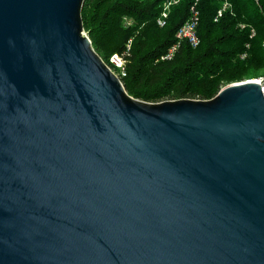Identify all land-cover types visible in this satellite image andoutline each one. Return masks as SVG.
Masks as SVG:
<instances>
[{
	"label": "water",
	"instance_id": "water-1",
	"mask_svg": "<svg viewBox=\"0 0 264 264\" xmlns=\"http://www.w3.org/2000/svg\"><path fill=\"white\" fill-rule=\"evenodd\" d=\"M85 0H0V264H264V92L130 96Z\"/></svg>",
	"mask_w": 264,
	"mask_h": 264
},
{
	"label": "trees",
	"instance_id": "trees-1",
	"mask_svg": "<svg viewBox=\"0 0 264 264\" xmlns=\"http://www.w3.org/2000/svg\"><path fill=\"white\" fill-rule=\"evenodd\" d=\"M167 1L85 0L84 30L105 63L113 54L125 57L122 83L130 96L151 103L210 100L223 87L264 77V0H178L160 27ZM193 8L199 46L185 42L172 60H162Z\"/></svg>",
	"mask_w": 264,
	"mask_h": 264
},
{
	"label": "built area",
	"instance_id": "built-area-1",
	"mask_svg": "<svg viewBox=\"0 0 264 264\" xmlns=\"http://www.w3.org/2000/svg\"><path fill=\"white\" fill-rule=\"evenodd\" d=\"M199 0H195L197 3ZM178 3V0H168L165 4L164 11L160 18L158 19V25L160 27L166 26L168 14L170 11V7ZM194 14L191 17V19L187 20L177 31L176 33V40L177 42L171 46L167 52L166 55L162 57V60H172L175 54L179 51V49L182 47L183 43H188L193 48H197L200 44V38L198 35V25H199V14L195 11L193 8ZM222 15V11H219L217 18L215 21H218L219 17ZM254 35V32H253ZM247 55L243 54L242 58H245ZM107 64V63H106ZM126 59L121 54H113L109 60V64L107 66L109 69L122 81L124 77L127 75L126 70ZM245 81V82H249ZM253 81V80H252ZM260 82L263 86V92H264V77L259 78L257 80ZM243 83V82H242Z\"/></svg>",
	"mask_w": 264,
	"mask_h": 264
},
{
	"label": "rangeland",
	"instance_id": "rangeland-1",
	"mask_svg": "<svg viewBox=\"0 0 264 264\" xmlns=\"http://www.w3.org/2000/svg\"><path fill=\"white\" fill-rule=\"evenodd\" d=\"M257 81V80H259V78L258 79H250V81ZM165 101H169V100H165ZM162 102H164V101H162ZM154 103H159V102H154Z\"/></svg>",
	"mask_w": 264,
	"mask_h": 264
}]
</instances>
